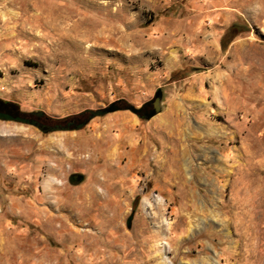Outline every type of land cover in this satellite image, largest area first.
Segmentation results:
<instances>
[{"label":"rangeland","instance_id":"1","mask_svg":"<svg viewBox=\"0 0 264 264\" xmlns=\"http://www.w3.org/2000/svg\"><path fill=\"white\" fill-rule=\"evenodd\" d=\"M0 98L67 128L0 120V264H264V0H0Z\"/></svg>","mask_w":264,"mask_h":264},{"label":"water","instance_id":"2","mask_svg":"<svg viewBox=\"0 0 264 264\" xmlns=\"http://www.w3.org/2000/svg\"><path fill=\"white\" fill-rule=\"evenodd\" d=\"M160 100H161V95L160 92H158L156 94L155 99L150 102L152 108L151 110L147 111V112H141L140 108H136L132 105H129L127 107V109H130L133 112L138 113L139 115L143 116L144 118H149L152 115H155L156 113H158L161 109V104H160ZM110 111H113L112 105L108 106V107H104V108H100V109H96V110H89V117L76 125V128H80L83 125H85L87 123V121L95 116H100V115H104ZM31 115L35 116V117H31L25 114H12L9 112H5V111H0V120L3 121H15V122H21V123H25V124H31L34 125L36 127H38L39 129H41L43 132H53V131H57L60 129H67L66 127H60L59 125H46L42 122H40V118L43 117L45 115V112L42 110L39 111H32L30 112ZM71 123L68 124V126H70Z\"/></svg>","mask_w":264,"mask_h":264},{"label":"trees","instance_id":"3","mask_svg":"<svg viewBox=\"0 0 264 264\" xmlns=\"http://www.w3.org/2000/svg\"><path fill=\"white\" fill-rule=\"evenodd\" d=\"M0 111L9 112L12 114H22V111L17 103L0 98Z\"/></svg>","mask_w":264,"mask_h":264},{"label":"flooded vegetation","instance_id":"4","mask_svg":"<svg viewBox=\"0 0 264 264\" xmlns=\"http://www.w3.org/2000/svg\"><path fill=\"white\" fill-rule=\"evenodd\" d=\"M149 107V105H146L142 110H145L146 108H148Z\"/></svg>","mask_w":264,"mask_h":264}]
</instances>
